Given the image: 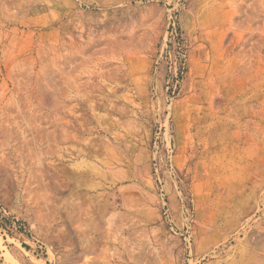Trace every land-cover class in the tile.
<instances>
[{"label":"rangeland","instance_id":"1","mask_svg":"<svg viewBox=\"0 0 264 264\" xmlns=\"http://www.w3.org/2000/svg\"><path fill=\"white\" fill-rule=\"evenodd\" d=\"M0 264H264V0H0Z\"/></svg>","mask_w":264,"mask_h":264}]
</instances>
